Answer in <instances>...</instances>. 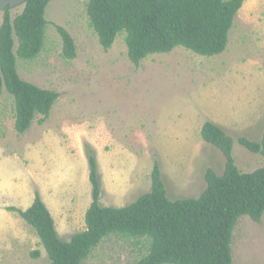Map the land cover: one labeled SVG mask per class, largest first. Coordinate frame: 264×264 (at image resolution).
Listing matches in <instances>:
<instances>
[{
    "label": "rangeland",
    "instance_id": "obj_1",
    "mask_svg": "<svg viewBox=\"0 0 264 264\" xmlns=\"http://www.w3.org/2000/svg\"><path fill=\"white\" fill-rule=\"evenodd\" d=\"M87 4L52 1L44 50L32 61L17 60L23 80L60 95L46 122L37 116L19 133L14 98L5 89L0 98V264H49L35 229L8 209H28L37 194L62 240L85 231L90 155L101 178L100 204L115 208L150 192L156 162L171 200L199 197L206 171L222 175L226 165L201 137L206 122L234 140L242 173L264 168L262 156L238 143L259 142L264 132V0L244 1L223 54L202 57L178 47L140 65L128 57L125 34L103 49ZM23 10L12 8V18ZM58 26L74 39V60L63 58ZM231 247L233 264H264V215L260 223L241 217ZM149 248V239L112 235L84 264H135Z\"/></svg>",
    "mask_w": 264,
    "mask_h": 264
},
{
    "label": "trees",
    "instance_id": "obj_2",
    "mask_svg": "<svg viewBox=\"0 0 264 264\" xmlns=\"http://www.w3.org/2000/svg\"><path fill=\"white\" fill-rule=\"evenodd\" d=\"M52 1L28 0L14 19L12 8L7 7L0 27V98L4 89L14 98L15 128L21 134L37 116H42L39 123H45L60 97L23 80L17 68V60L32 61L44 50L45 14ZM244 1L88 0L87 15L105 51L125 34L128 57L140 65L149 56L169 54L178 47L202 57L223 54ZM57 31L63 41V58L74 60V39L63 27ZM201 137L222 152L226 165L222 175L206 171L207 186L197 198L171 200L156 162L150 192L121 208L103 207L98 164L90 155L92 202L85 213V231L62 240L38 194L28 209H8L35 229L49 264H84L112 235L150 240L148 253L135 264H233L231 246L238 220L247 216L260 223L264 215V168L242 173L233 158L234 140L215 123L206 122ZM238 143L264 158V132L259 142L240 137Z\"/></svg>",
    "mask_w": 264,
    "mask_h": 264
},
{
    "label": "water",
    "instance_id": "obj_3",
    "mask_svg": "<svg viewBox=\"0 0 264 264\" xmlns=\"http://www.w3.org/2000/svg\"><path fill=\"white\" fill-rule=\"evenodd\" d=\"M28 0H0V10L4 11L7 7L15 8L19 5H23Z\"/></svg>",
    "mask_w": 264,
    "mask_h": 264
}]
</instances>
